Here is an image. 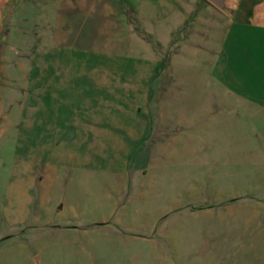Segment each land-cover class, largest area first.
Wrapping results in <instances>:
<instances>
[{"label": "rangeland", "instance_id": "rangeland-1", "mask_svg": "<svg viewBox=\"0 0 264 264\" xmlns=\"http://www.w3.org/2000/svg\"><path fill=\"white\" fill-rule=\"evenodd\" d=\"M244 9L0 0V264H264Z\"/></svg>", "mask_w": 264, "mask_h": 264}, {"label": "crops", "instance_id": "crops-1", "mask_svg": "<svg viewBox=\"0 0 264 264\" xmlns=\"http://www.w3.org/2000/svg\"><path fill=\"white\" fill-rule=\"evenodd\" d=\"M197 2H195V4H191L190 10H188V13L192 12ZM202 2H204V4L207 3L206 1H203V0ZM243 3L245 4V9L243 12L245 13L244 15L245 20L243 22H240L239 25H236V26L244 28L247 31V34L250 37V39L259 38V41H261V43L264 46V0H233L232 1V14L229 17L233 19L234 18L237 19L238 15L242 13ZM257 52H258V49H257ZM262 52L264 53V47H263ZM252 94L256 95V96H253L254 97L253 99H256V100L262 99L261 96L264 95V86L259 87L258 91H255Z\"/></svg>", "mask_w": 264, "mask_h": 264}, {"label": "water", "instance_id": "water-1", "mask_svg": "<svg viewBox=\"0 0 264 264\" xmlns=\"http://www.w3.org/2000/svg\"><path fill=\"white\" fill-rule=\"evenodd\" d=\"M213 6L215 9L220 11L222 14L226 16H231L232 14V1L233 0H204ZM9 20L10 17H4L0 27V87H2V72H1V65H2V58L3 52L5 47L7 46L8 42V35H9ZM36 263L39 261V257H36L34 260Z\"/></svg>", "mask_w": 264, "mask_h": 264}, {"label": "trees", "instance_id": "trees-1", "mask_svg": "<svg viewBox=\"0 0 264 264\" xmlns=\"http://www.w3.org/2000/svg\"><path fill=\"white\" fill-rule=\"evenodd\" d=\"M204 1V0H203Z\"/></svg>", "mask_w": 264, "mask_h": 264}]
</instances>
